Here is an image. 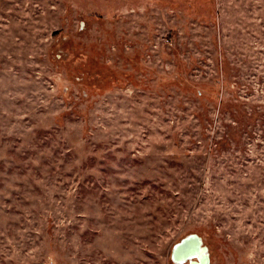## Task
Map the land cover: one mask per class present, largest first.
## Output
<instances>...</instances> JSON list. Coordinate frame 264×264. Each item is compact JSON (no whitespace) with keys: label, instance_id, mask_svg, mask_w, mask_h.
I'll list each match as a JSON object with an SVG mask.
<instances>
[{"label":"rangeland","instance_id":"374dc122","mask_svg":"<svg viewBox=\"0 0 264 264\" xmlns=\"http://www.w3.org/2000/svg\"><path fill=\"white\" fill-rule=\"evenodd\" d=\"M264 264V0H0V264Z\"/></svg>","mask_w":264,"mask_h":264},{"label":"water","instance_id":"95a60500","mask_svg":"<svg viewBox=\"0 0 264 264\" xmlns=\"http://www.w3.org/2000/svg\"><path fill=\"white\" fill-rule=\"evenodd\" d=\"M172 259L189 264H209L210 261L206 247L203 246V240L196 234L188 235L174 246Z\"/></svg>","mask_w":264,"mask_h":264}]
</instances>
